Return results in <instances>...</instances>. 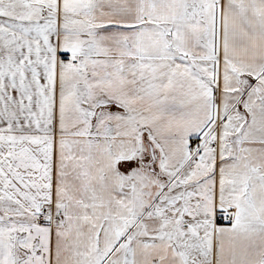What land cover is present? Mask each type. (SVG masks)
Instances as JSON below:
<instances>
[{"label": "snow or ice", "instance_id": "snow-or-ice-1", "mask_svg": "<svg viewBox=\"0 0 264 264\" xmlns=\"http://www.w3.org/2000/svg\"><path fill=\"white\" fill-rule=\"evenodd\" d=\"M0 264H264V0H0Z\"/></svg>", "mask_w": 264, "mask_h": 264}]
</instances>
